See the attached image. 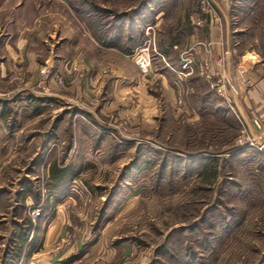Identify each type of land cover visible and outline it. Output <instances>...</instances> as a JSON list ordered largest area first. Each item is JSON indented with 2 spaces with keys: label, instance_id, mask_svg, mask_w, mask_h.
I'll use <instances>...</instances> for the list:
<instances>
[{
  "label": "rangeland",
  "instance_id": "obj_1",
  "mask_svg": "<svg viewBox=\"0 0 264 264\" xmlns=\"http://www.w3.org/2000/svg\"><path fill=\"white\" fill-rule=\"evenodd\" d=\"M149 3L164 7L162 28L174 38L188 14H206L199 0L59 3L95 39L126 40L116 47L129 76L106 87L108 99L69 58L61 65L50 54L33 70L17 63L0 73V264H264V149L246 139L256 132L231 96L196 69L198 95L181 73L171 106L134 112L136 74L153 78L134 53L147 44L156 59ZM228 4L226 77L225 62L237 66L245 50L264 73V0ZM52 166L64 174L53 178Z\"/></svg>",
  "mask_w": 264,
  "mask_h": 264
},
{
  "label": "crops",
  "instance_id": "obj_2",
  "mask_svg": "<svg viewBox=\"0 0 264 264\" xmlns=\"http://www.w3.org/2000/svg\"><path fill=\"white\" fill-rule=\"evenodd\" d=\"M61 1L0 0V73L3 74L6 69L16 66L17 63H22L26 68L33 70L51 54L61 65L68 58L80 62V65L83 63L87 71L91 72L92 83L99 82L98 86H103L105 91L114 79L116 82L129 76L127 55L116 47L125 44L126 40L121 37L112 40L110 37L106 40L95 39L88 25L79 21V24L72 23L71 19L62 13V8H58ZM210 2L220 13L216 21L209 20L206 14L204 17L201 16L199 10H195L186 17L187 23L180 38L170 36L169 25L162 28L165 24L164 7L154 8L155 3L148 4L151 5L149 10L154 11L153 25L150 23L149 27L155 30L153 49L156 53L153 54L156 59L149 69L153 78L138 73L137 79L133 82V89L137 88L135 100L137 106H134V112H138L143 118L150 114L152 104L156 101L160 102V106L172 105L177 94L178 52L181 48H189L196 62L207 60L211 71L214 72L213 79L225 72V68L218 63V58L223 54V49L228 47V21L225 10L228 8L229 0ZM134 28L138 29L140 32L138 36L143 39L141 25ZM247 52L249 51L241 52L238 64L233 68H229L225 62L226 70L229 75L231 74L228 82L231 100L246 121L261 116L264 111V73L258 74L257 61L253 59L252 54L246 58ZM111 69L114 71L113 74L109 73ZM195 78L196 73L188 76L186 89L191 94L198 95ZM133 89L130 90L135 94ZM105 91L102 95L110 97L109 92ZM200 95L203 97L204 92ZM116 96L115 101L125 95L118 93ZM114 100L109 98L108 101ZM100 110L108 111L107 105L102 106ZM77 130L79 127L76 128V134Z\"/></svg>",
  "mask_w": 264,
  "mask_h": 264
},
{
  "label": "built area",
  "instance_id": "obj_3",
  "mask_svg": "<svg viewBox=\"0 0 264 264\" xmlns=\"http://www.w3.org/2000/svg\"><path fill=\"white\" fill-rule=\"evenodd\" d=\"M201 4V9L203 12L207 14V17L209 20L216 21L218 18L217 12L214 9V6L211 4L210 0H199ZM201 21L199 20L198 23ZM150 26H148L149 28ZM148 33V32H147ZM224 56L228 58L229 52L223 51V55L218 58V63L222 65ZM134 60L142 73H148L151 66V58L149 54V47L147 44H144L142 47H139L138 50L134 53ZM180 69L178 73V77L181 79L182 74H189L192 71L196 70L198 73L203 76L207 81H211L210 85L217 86L218 91L221 93H224L226 95V98L230 99L231 94L228 92L225 93V82L228 84L229 82V76L226 77L225 72H223L221 75H219L218 78H216V81L213 82V74L214 72L211 71L209 67V63L207 60L203 59L201 61H198L197 64H195L194 57L192 53L190 52L189 48L184 49L181 52V58H180ZM47 69L45 67H42L40 72L42 73V80L44 81L47 76ZM182 73V74H181ZM57 81L59 83H62V78L58 76ZM229 95V97H228ZM251 124L253 130L256 132L253 136H249L247 134L246 139H249V142L255 145L256 147L260 149H264V111L261 116L258 117H252L251 118ZM38 214V210L36 212Z\"/></svg>",
  "mask_w": 264,
  "mask_h": 264
},
{
  "label": "trees",
  "instance_id": "obj_4",
  "mask_svg": "<svg viewBox=\"0 0 264 264\" xmlns=\"http://www.w3.org/2000/svg\"><path fill=\"white\" fill-rule=\"evenodd\" d=\"M50 170H51L50 176H52L53 178H59L65 172L64 171L65 169H63V168H57L56 166H55V168H54V166H52Z\"/></svg>",
  "mask_w": 264,
  "mask_h": 264
},
{
  "label": "bare ground",
  "instance_id": "obj_5",
  "mask_svg": "<svg viewBox=\"0 0 264 264\" xmlns=\"http://www.w3.org/2000/svg\"><path fill=\"white\" fill-rule=\"evenodd\" d=\"M253 131V130H252Z\"/></svg>",
  "mask_w": 264,
  "mask_h": 264
}]
</instances>
